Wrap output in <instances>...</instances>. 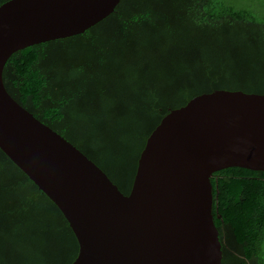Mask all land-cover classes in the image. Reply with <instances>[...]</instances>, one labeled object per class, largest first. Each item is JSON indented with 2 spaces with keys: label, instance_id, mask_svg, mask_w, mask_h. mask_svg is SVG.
Masks as SVG:
<instances>
[{
  "label": "trees",
  "instance_id": "1",
  "mask_svg": "<svg viewBox=\"0 0 264 264\" xmlns=\"http://www.w3.org/2000/svg\"><path fill=\"white\" fill-rule=\"evenodd\" d=\"M2 77L127 195L170 110L215 90L264 94V14L225 0H121L81 34L13 53ZM210 181L221 264H264V172L232 167ZM77 252L61 212L0 150V264H71Z\"/></svg>",
  "mask_w": 264,
  "mask_h": 264
},
{
  "label": "water",
  "instance_id": "2",
  "mask_svg": "<svg viewBox=\"0 0 264 264\" xmlns=\"http://www.w3.org/2000/svg\"><path fill=\"white\" fill-rule=\"evenodd\" d=\"M121 0H9L0 5V150L73 232L71 264H221L214 173L264 172V94L215 90L170 110L146 139L124 195L75 146L6 91L9 57L85 32Z\"/></svg>",
  "mask_w": 264,
  "mask_h": 264
},
{
  "label": "rangeland",
  "instance_id": "3",
  "mask_svg": "<svg viewBox=\"0 0 264 264\" xmlns=\"http://www.w3.org/2000/svg\"><path fill=\"white\" fill-rule=\"evenodd\" d=\"M235 8H247L248 10L258 11L264 14V0H225ZM264 252V245H263ZM264 254V253H263Z\"/></svg>",
  "mask_w": 264,
  "mask_h": 264
}]
</instances>
